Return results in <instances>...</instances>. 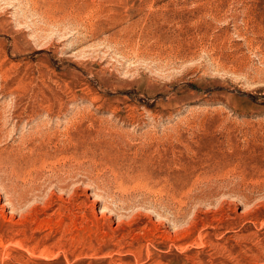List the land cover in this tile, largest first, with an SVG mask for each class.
<instances>
[{"label": "rangeland", "instance_id": "374dc122", "mask_svg": "<svg viewBox=\"0 0 264 264\" xmlns=\"http://www.w3.org/2000/svg\"><path fill=\"white\" fill-rule=\"evenodd\" d=\"M262 252L264 0H0V264Z\"/></svg>", "mask_w": 264, "mask_h": 264}, {"label": "bare ground", "instance_id": "6f19581e", "mask_svg": "<svg viewBox=\"0 0 264 264\" xmlns=\"http://www.w3.org/2000/svg\"><path fill=\"white\" fill-rule=\"evenodd\" d=\"M147 17H148V16H147ZM248 241H249V240H248ZM246 242H247V241H246ZM246 242H245V243H246ZM248 243H249V242H248ZM258 243H259V242H258ZM255 245H256V244H255ZM257 245H258V244H257ZM245 246H246V245H245ZM253 247H254V244H253ZM240 248H241V247H240ZM259 248H260L261 251H263V250L261 249L262 247L259 246ZM259 248H257V249H259ZM217 249H218V248H217ZM260 250H259V251H260ZM255 251H256V249L254 250V249L251 248V247L248 248V247H244V246H243V250H242L241 253L244 254L245 257H247V256H249L251 253H252V254H253V253H257V252H255ZM259 251H258V252H259ZM261 251H260V254H261ZM221 252H222V250H221ZM224 252H225V251H224ZM248 253H249V254H248ZM262 253H263V252H262ZM217 255H219V254H217ZM217 255H216V256H217ZM256 255H258V253H257ZM241 256H242V255H241ZM251 256H252V255H251ZM260 256H261V255H260ZM260 256H258V257H260ZM263 256H264V253H263ZM210 257H211V256H210ZM219 257H220V256H219ZM245 257H244V258H245ZM261 257H262V256H261ZM211 258H213V257H211ZM214 258H215V257H214ZM259 259H260V258H259ZM210 261H211V260H210Z\"/></svg>", "mask_w": 264, "mask_h": 264}]
</instances>
